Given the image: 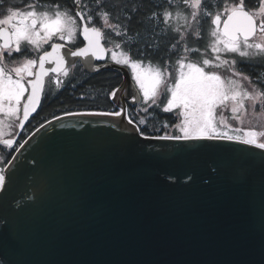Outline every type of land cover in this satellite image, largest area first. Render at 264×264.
Here are the masks:
<instances>
[{
    "label": "water",
    "instance_id": "1",
    "mask_svg": "<svg viewBox=\"0 0 264 264\" xmlns=\"http://www.w3.org/2000/svg\"><path fill=\"white\" fill-rule=\"evenodd\" d=\"M107 57L65 67L119 73L126 115L61 114L15 152L0 191V264H264V150L146 139L128 123L131 73Z\"/></svg>",
    "mask_w": 264,
    "mask_h": 264
},
{
    "label": "snow or ice",
    "instance_id": "2",
    "mask_svg": "<svg viewBox=\"0 0 264 264\" xmlns=\"http://www.w3.org/2000/svg\"><path fill=\"white\" fill-rule=\"evenodd\" d=\"M0 9V115L10 121L8 127L21 114L28 121L37 110L49 73L56 74L60 85L59 75H68L66 57L105 58L106 29L120 50L121 58L113 51L111 60L130 68L137 102L147 105L144 111L159 106L163 87L162 111L181 118L175 125L180 134L146 139L230 141L264 150V74L256 72L253 80L238 68V63L253 61L264 66V0H71V6L61 0H22L20 6L0 0ZM78 35L86 46L62 51L63 42H74ZM46 44L50 51L43 50ZM119 91L109 95L115 99ZM225 112L240 125L247 120L248 130L231 127ZM89 114L126 115L123 108ZM128 123H133L130 117ZM0 142L14 144L12 139ZM5 184L0 168V191Z\"/></svg>",
    "mask_w": 264,
    "mask_h": 264
},
{
    "label": "trees",
    "instance_id": "3",
    "mask_svg": "<svg viewBox=\"0 0 264 264\" xmlns=\"http://www.w3.org/2000/svg\"><path fill=\"white\" fill-rule=\"evenodd\" d=\"M84 2L88 3V0H84ZM116 2L120 3L122 0H116ZM61 3L69 6L71 0H61ZM140 31L144 32V29H140ZM141 47H143V44ZM248 65L251 66L253 76H256V72H262V66L260 63L250 62ZM122 82V76L114 71H101L93 74L90 79L86 78V76L77 78L72 86H67L58 91L54 96L45 99L44 104L41 107V124L47 122L53 117L69 112L118 111L119 109L116 106L115 99H113L109 93L113 89H119ZM129 107L130 112V109L133 106L130 105ZM149 114L153 117L146 119L145 124L140 125V130L143 135L154 137L163 136L165 134L163 130L165 129V126H171L174 122L172 114L161 113L158 107H155V109ZM131 116L135 122H139L137 118H134L133 115Z\"/></svg>",
    "mask_w": 264,
    "mask_h": 264
},
{
    "label": "flooded vegetation",
    "instance_id": "4",
    "mask_svg": "<svg viewBox=\"0 0 264 264\" xmlns=\"http://www.w3.org/2000/svg\"><path fill=\"white\" fill-rule=\"evenodd\" d=\"M6 3H12L14 5L20 6L22 3V0L21 1L7 0ZM69 6H71V3ZM2 14H3V10H0V15ZM105 37H106V34H105ZM81 40H82L81 36L78 35L77 37L74 38V42H69L66 40L63 43L69 48H74L76 46L82 47L84 45V42L81 43ZM54 42H60V41L54 40ZM103 43L108 51L107 61L113 62L112 60L109 59L110 58L109 48L106 43V38H104ZM43 50L50 51L51 50L50 45H47V44L43 45ZM238 68L241 71H243L246 75L251 76L253 80H256L257 77L253 76V71L251 70L250 65L248 64L241 65L238 63ZM67 69H68L67 76H64L62 73L59 75V80L61 81L59 86L55 83L57 79L56 74L51 73L46 77L45 88H44L42 97L40 98V104L37 110L30 115L28 121H23V117L21 114V119L18 121H15L12 127H8V124L10 123V121H8V119L4 117L3 115H0V121H3V123H0V141H2L3 139H12L14 141V144L12 145V147H8L4 145L2 142H0V168H3L4 170L6 169V167L11 162L15 152L20 148L19 145L24 144V141H27L28 137L33 132H35L36 129L41 125V107L43 106L45 99L47 97L54 96L58 91H60L61 89L67 86H72L75 83L77 78L79 77L82 78L83 76H86V78L90 79V77L94 74V73L87 71L83 67L81 62L75 63L74 67L70 65L67 67ZM106 71H110V70H106ZM261 73L264 74V66H262ZM136 87L138 89L137 85ZM136 104H128V110L130 108L129 107L130 105L135 106ZM21 122L24 123V127L22 129L19 127V124Z\"/></svg>",
    "mask_w": 264,
    "mask_h": 264
},
{
    "label": "rangeland",
    "instance_id": "5",
    "mask_svg": "<svg viewBox=\"0 0 264 264\" xmlns=\"http://www.w3.org/2000/svg\"><path fill=\"white\" fill-rule=\"evenodd\" d=\"M104 31H105V34H106V37H105L106 38V43H107V46L109 48V57H110L109 59L111 60V53L113 51H116L117 57L118 58H121L120 57V50L115 49L114 48V45H113V41L115 40V37L110 36L108 30L105 29ZM201 50L203 51V48ZM253 62H255V61H253ZM145 64H147V61H145ZM128 69L130 70V68H128ZM221 72L225 76L230 75V73L227 72V71H225V70H221ZM173 75H174V73H173ZM171 82L172 81H169V84H171ZM165 96H166V94H165L164 89L162 87L160 89V95H159V97L157 99V105H160V106H158V109H160L161 113H166V112H163L162 111V108H163L164 103H165ZM158 102H162V103H158ZM145 107H147V105H145L142 102V100H141L140 102H138L135 106H133L130 109V112L128 110L129 117L133 120V118L131 116V115H133L134 118H137L138 120L144 119L145 121L148 118H152L153 116H151L149 113L152 110H154L155 107H157V106L154 105L152 107H149L147 112L144 111V108ZM167 114H172L173 115L174 122H173V124L171 126H165V129H163L164 130V133H165L164 135H178V134H180L179 131H178V129L175 127V125L176 124H179L181 122V118L178 115H176L175 113H173V112H167ZM220 115L221 114L218 111V114H217V118L218 119L220 118ZM222 115L226 118V122L231 127H234V128L235 127H243L245 130H248L249 124H248V121L247 120H245L244 125H240L238 121L232 119L230 112H225ZM133 123H135L136 125H138L140 127V125L137 122H135L134 120H133ZM140 129H141V127H140ZM145 136H148V135H145Z\"/></svg>",
    "mask_w": 264,
    "mask_h": 264
}]
</instances>
